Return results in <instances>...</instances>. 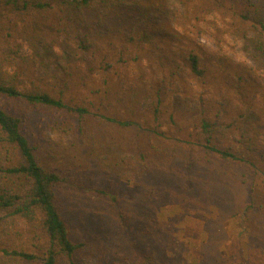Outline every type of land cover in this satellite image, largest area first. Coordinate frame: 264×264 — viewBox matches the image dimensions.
<instances>
[{
	"label": "trees",
	"instance_id": "trees-1",
	"mask_svg": "<svg viewBox=\"0 0 264 264\" xmlns=\"http://www.w3.org/2000/svg\"><path fill=\"white\" fill-rule=\"evenodd\" d=\"M180 1L188 12L172 10L168 0H0V212L24 219L30 238L43 243L38 249L1 247L3 256L24 264H83L63 204L67 186L83 187L44 158L43 136L51 129L86 136L99 132L98 125L120 128L116 146L121 151L146 161L151 171L160 165L166 179L177 180L172 196L186 209L193 203L204 206L203 198L212 200L224 210V219L239 218L243 228L250 227L249 248L263 246L264 147L259 138L264 115L256 119L249 99V91L263 85L251 68L208 50L195 34L201 30L198 22L206 20L200 15L206 8L226 6L248 21L252 12L264 11V0ZM20 20L24 33L32 34V55L15 36ZM259 23L264 31L263 15ZM105 39L119 47L120 59L140 61L146 49L147 75L130 85L109 75L99 83L95 74L104 67L95 59V46ZM38 46L61 69L52 74L54 82L35 79L33 69L45 55ZM132 46L138 52L129 55ZM256 50L264 56L263 40ZM194 86L201 90L202 108L182 109L180 99ZM210 92L235 96L240 105L230 111L234 116L222 117L218 101L204 99ZM249 114L252 122L239 121ZM194 178L200 182L195 198ZM95 189L119 200L109 188ZM119 216L131 229L130 217L123 211ZM135 248L143 264L156 263L146 248L138 243ZM229 263L224 256V264Z\"/></svg>",
	"mask_w": 264,
	"mask_h": 264
},
{
	"label": "rangeland",
	"instance_id": "rangeland-1",
	"mask_svg": "<svg viewBox=\"0 0 264 264\" xmlns=\"http://www.w3.org/2000/svg\"><path fill=\"white\" fill-rule=\"evenodd\" d=\"M168 6L178 13L188 12L180 0H168ZM252 13L253 20L244 21L238 15L234 16L226 6L224 10L206 8L200 12L206 20L198 22L201 30H197L194 36L208 50L243 63L255 72L263 86L258 91L250 90L249 99L256 108L258 119L259 115H264V56L256 50V44L264 41V31L259 23L264 11L260 9ZM24 29L26 24L20 20L15 36L23 42L24 53L32 55L28 44L33 39L32 34L29 31L24 33ZM38 49L45 55L38 58L40 64L33 69L35 79L42 84L54 82L52 74L61 72V69L44 48L38 46ZM118 50V46L107 44L106 39L95 46V59L104 67L95 74L99 83L109 79V75L116 83L130 85L147 75L146 49L141 51L144 58L140 61H132L126 55L125 59H120ZM135 52H138L135 46L127 50L129 55ZM28 65L32 67V64ZM200 91L194 86L190 94L180 99V107L202 108ZM174 95L170 91L167 97L171 100ZM203 96L205 100L218 101L215 108L220 115L223 114L222 117L234 116L230 111L239 104L235 96L228 94L224 98L213 92ZM18 102L27 107L23 100ZM148 103L143 105L144 108ZM251 117H243L239 121L252 122ZM97 130L100 131L82 136L51 129L43 136L48 147H42L44 158L62 174L71 177V181H80L83 187L67 186L63 194L64 214L72 224L74 238L81 244L77 253L81 263L143 264L135 248L138 243L154 255L155 264H224V256L230 259L229 264H264V241L263 246L249 248L246 234L250 227L243 228L239 218L224 219L221 214L224 210L203 197L204 206L193 203L191 210L186 209L177 200L178 196L176 200L172 196L179 188L177 180L166 179L165 170L160 165L155 171L149 170L146 161L138 160L132 153L123 152L116 146L120 128L98 125ZM259 143L264 147V132ZM199 184L194 178L191 189L194 198L198 196ZM99 186L113 190L119 200L102 197L95 189ZM120 211L130 217L131 229L122 223ZM169 242L172 244L168 249ZM34 243L36 248L32 246ZM42 246V242L30 238L24 219L8 211L0 212V248L38 249ZM210 249L214 251L211 255ZM215 255L219 261H214ZM0 264L24 263L3 256L0 251Z\"/></svg>",
	"mask_w": 264,
	"mask_h": 264
}]
</instances>
